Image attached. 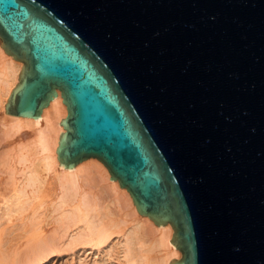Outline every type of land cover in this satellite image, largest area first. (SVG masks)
<instances>
[{
    "label": "water",
    "instance_id": "1",
    "mask_svg": "<svg viewBox=\"0 0 264 264\" xmlns=\"http://www.w3.org/2000/svg\"><path fill=\"white\" fill-rule=\"evenodd\" d=\"M0 46L4 112L58 88L59 165L98 158L172 226L168 264H264V0H0Z\"/></svg>",
    "mask_w": 264,
    "mask_h": 264
},
{
    "label": "bare ground",
    "instance_id": "2",
    "mask_svg": "<svg viewBox=\"0 0 264 264\" xmlns=\"http://www.w3.org/2000/svg\"><path fill=\"white\" fill-rule=\"evenodd\" d=\"M22 64L0 46V264H25L49 248L52 253L60 243L54 229L73 248L68 264H168L179 258L172 226L140 214L98 158L59 165L56 147L65 131L59 122L67 108L58 88L39 117L4 112ZM20 247L27 251L20 254Z\"/></svg>",
    "mask_w": 264,
    "mask_h": 264
},
{
    "label": "rangeland",
    "instance_id": "3",
    "mask_svg": "<svg viewBox=\"0 0 264 264\" xmlns=\"http://www.w3.org/2000/svg\"><path fill=\"white\" fill-rule=\"evenodd\" d=\"M48 227H49L48 232L53 233V231H52L53 228L51 227V225H49ZM54 232H55V235L58 237L57 239L60 242L58 244V246L55 247V249L53 248V250H55V251H52V253H51L50 252V250H52L51 248H49V250L41 251L40 253H38L40 257L39 256L36 257L37 259L31 258V260L27 261V263H25V264H68V259L71 257V253L73 252V248L70 247L69 245L65 244L64 238L61 239L62 242L60 241V235L56 229H54ZM20 249L22 250V254H23V250H26V248L23 247V249H22V247H20L18 249L20 254H21ZM47 251L49 252L48 254H47ZM45 252L47 255H45ZM40 254H42L43 256ZM20 264H23V263L21 262Z\"/></svg>",
    "mask_w": 264,
    "mask_h": 264
}]
</instances>
